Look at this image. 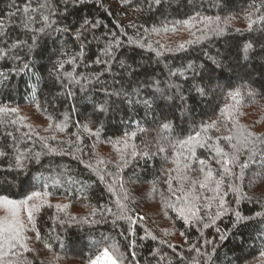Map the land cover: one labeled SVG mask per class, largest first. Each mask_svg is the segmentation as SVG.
<instances>
[{"label":"trees","instance_id":"1","mask_svg":"<svg viewBox=\"0 0 264 264\" xmlns=\"http://www.w3.org/2000/svg\"><path fill=\"white\" fill-rule=\"evenodd\" d=\"M174 8L187 13L149 22ZM131 15L144 22H127ZM261 16L264 0H0V107L17 109L0 113V182L15 184L0 186V196L23 201L41 193L28 202L39 205L31 223L23 205L17 211L27 250L17 246L4 264H91L105 248L119 264H264V143L255 155L241 149L229 173L217 153L236 151L235 140L224 139L235 135L232 121L264 138ZM203 17H219L211 27L222 31L196 42ZM249 18L257 21L251 28ZM191 66L205 74L190 76ZM234 72L241 76L233 79ZM236 89L241 104L229 118L221 109ZM213 121L216 128L202 132ZM163 123L172 141L202 133L203 146L190 142L195 158L185 161L178 144L158 151L168 144L158 135ZM174 159L196 170L190 176L203 179L204 160L214 178L224 177L219 193L197 188L199 220L186 223L178 214ZM119 205L127 206V219Z\"/></svg>","mask_w":264,"mask_h":264},{"label":"snow or ice","instance_id":"2","mask_svg":"<svg viewBox=\"0 0 264 264\" xmlns=\"http://www.w3.org/2000/svg\"><path fill=\"white\" fill-rule=\"evenodd\" d=\"M155 3L159 4L160 0H155ZM43 6L44 5H42V7ZM25 11L27 12V9H25ZM13 15L15 14L13 13ZM44 19L47 20L48 17H44ZM219 19H220L219 17H216L215 20L212 17H203L199 22L204 25V29L202 30L201 36L197 37L196 42L203 40L209 31L219 34L222 31V29H220L218 25L215 28L211 27V25L215 24L217 21H219ZM249 19H250L249 28H251L252 24L256 23L257 21L251 20V18ZM258 19L261 21H264V16H261ZM194 20H196V18L192 17L190 18V20L184 21L183 23L186 27L191 28L194 26L192 23V21ZM164 30L167 31L166 28ZM41 31H43V29H41ZM154 31H159V30L154 29ZM193 35H195V33H193ZM117 43L119 42L117 41ZM188 43H193V41H188ZM184 46H185L184 44L179 45L180 48H183ZM161 47H164V45H161ZM111 48H112V45H109L108 50L110 51ZM250 48H252L251 44L246 45L245 51H247ZM24 67L27 68L28 65H25ZM60 67L62 68L63 64H61ZM174 74L175 73H173V75ZM197 91H199L202 95L205 93V89L203 88H198ZM246 94L250 97L254 96V92L251 89H248ZM228 97L232 101V104L226 105L224 109H221V113L222 114L227 113L229 118H231L233 110L236 109L241 104L242 93L239 89H236L234 91H230L228 93ZM145 103H147V101H145ZM9 111L12 113H15L17 109L15 108L6 109L3 107H0V113L6 114ZM13 123H15V121H13ZM232 124H233V129L235 130V135L226 136L224 137V139L229 142L235 140V144H232V147L236 149V151L232 153H225L222 150L217 149L218 155L223 157L221 161H218L222 164L223 173H229L230 170L228 166L237 162V160L239 159V154H240L241 149H244L248 152H252L253 155H255L254 148L256 144L264 143V138L255 136L251 131H247L245 129L240 128L239 125H237L234 121H232ZM56 127L59 128V125H57ZM170 128H171V125L169 123H163L161 125V133H158V135L160 137V140L168 141V144L167 145L161 144L158 147V151L165 152L166 147L171 146L175 148L176 145L178 144L181 149H184L189 154V155L183 156V159L185 161H187L189 158H195V153L192 149L190 142L198 143L200 144V146H203L202 133L197 132L195 137H190L188 141H172L167 135L163 134V133H166ZM212 128H216L215 121H213L211 124L205 125L204 128L202 129V132H207L209 129H212ZM84 131L88 132L91 135H95L97 137L99 136V129H97L95 132H92L91 129L87 125H85ZM141 131H143V129H141ZM74 135H77V141H79L80 139L79 135L78 134H74ZM135 135L136 133L133 132L130 138H134ZM203 139L211 140L213 138L204 137ZM117 143H120V142H117ZM157 143L159 144V141ZM128 147L129 145L127 141H125L124 148H128ZM131 147L133 149L131 155L133 157L137 156L138 153L135 150L136 146L131 145ZM117 150L119 151V149ZM50 151H55V149H50ZM139 154L148 156L149 152L145 151ZM21 158H22V154L21 156L17 157V165L21 164ZM121 160H123V156L121 157ZM99 163H103V161L101 160L99 161ZM172 163L176 166L175 168L171 169L170 172L176 173L175 179L182 193L180 197V202L183 206L178 209V214L181 215L185 219L186 223L190 222L189 218L199 220L201 219V217L198 215V213L201 211V206L198 203H196L197 201L200 200V195H196L197 188L200 190L209 189L215 193H219L221 191V185L224 182V177L223 175H221L219 179L214 178L213 172L206 168L204 160L199 161V164L201 165L199 172L203 173V179H199L195 176H190V173L195 172L196 170L191 168L189 163H183L181 165L180 162L175 159L172 161ZM117 167L118 168L121 167V164L119 161L117 162ZM242 167L246 168L247 163L245 162L242 165ZM100 178L102 180L104 179L103 176H101ZM121 187H123V185H121ZM153 191H155V189H153ZM40 197H41L40 192L32 193V195L28 196L27 199L23 201H15V200L8 199L7 197L0 196V204L6 206V212L8 214L7 220L0 221V264H4V258L7 255L15 254L14 250L17 246L27 250V244L24 242L25 238L22 236V232L24 231L25 226H24V223L19 219L17 211H18V208L21 205H23L27 211L28 222L31 223L32 218H33V213L39 210V205L29 206L28 202L33 200L34 198H40ZM127 198H128L127 195H125L124 199H127ZM214 198L215 197H205L206 200H211ZM41 202L44 203L46 201L42 200ZM220 206L223 207L222 198H220ZM64 207H67V205H65ZM119 207L121 211L120 218L127 219L128 218L127 217V206L119 205ZM207 207H211V205L208 204ZM185 212H187V216L185 215ZM217 215H219V213H217ZM237 217L239 218V213H237ZM140 219L142 220L144 219V217H140ZM204 227H208V224H205ZM5 248H7V251H5ZM261 255L264 256V253H262ZM101 259L108 261L109 264H117V260L113 258V255L109 254V250L107 248L104 249L102 256H98L96 260H93L91 262V264H100ZM205 264H207L206 261H205Z\"/></svg>","mask_w":264,"mask_h":264},{"label":"rangeland","instance_id":"3","mask_svg":"<svg viewBox=\"0 0 264 264\" xmlns=\"http://www.w3.org/2000/svg\"><path fill=\"white\" fill-rule=\"evenodd\" d=\"M186 13H187V9L184 10L182 8L165 9L164 11H162L160 13H156V14L152 15L153 17L151 16L152 19L149 22H156L157 23V22H161V21L166 20V19L184 16ZM126 21L127 22H129V21H131V22H141V21L144 22V20L142 19V17H139V16H136L135 17L134 15L126 16ZM187 70H188V73L190 74V76L197 75L198 72H199V74H205V72H204L205 69L202 68V67L194 68V67L191 66V67H188ZM236 72H234L235 75L233 76L234 77L233 79H237V78H239V76H241V75H239ZM247 72H249V71H247ZM246 76L247 77H250L251 79H254L255 78L250 73H249V75H246ZM211 81H212V83H213L214 86L218 87V89H221V88L224 87V83L222 81H220V80H217V78L215 76L211 77ZM215 91H216V89L211 90L210 95L207 96V98H212L213 93ZM159 101L160 102L163 101L161 97H159ZM177 104H178L177 102H173L172 104L169 103V107H170L169 110L170 111H173V108L170 105L176 106ZM158 118L159 117H156L154 119L156 121H158ZM184 119H186L187 122L190 121L189 116H184ZM187 128L189 129L190 128V125H188ZM8 183H11V182H8V180L5 179L4 183L3 182H0V186H4L5 184H8ZM11 187H12L11 189H14L15 184H12ZM0 209L3 211V213H0V221L7 220L8 216H7V212H6V206L0 205ZM1 210H0V212H2ZM261 232L264 235V231L262 230ZM99 256H102V253ZM96 258L94 260H96ZM100 264H109V262L101 259ZM117 264H119V263H117Z\"/></svg>","mask_w":264,"mask_h":264}]
</instances>
